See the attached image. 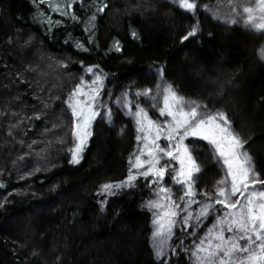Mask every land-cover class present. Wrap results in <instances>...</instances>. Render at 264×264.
<instances>
[{
  "label": "trees",
  "instance_id": "1",
  "mask_svg": "<svg viewBox=\"0 0 264 264\" xmlns=\"http://www.w3.org/2000/svg\"><path fill=\"white\" fill-rule=\"evenodd\" d=\"M68 3L72 15L50 7ZM263 47L264 32L169 0H0V264H190L152 249V177L98 191L124 179L137 155L136 125L113 103L72 163L70 94L88 66L113 100L155 88L162 67L180 95L227 113L264 177ZM187 144L201 165L195 188L213 192L224 169L205 141Z\"/></svg>",
  "mask_w": 264,
  "mask_h": 264
},
{
  "label": "snow or ice",
  "instance_id": "2",
  "mask_svg": "<svg viewBox=\"0 0 264 264\" xmlns=\"http://www.w3.org/2000/svg\"><path fill=\"white\" fill-rule=\"evenodd\" d=\"M177 2L182 9L193 14L198 8L197 0ZM228 2L231 5L232 0ZM257 4L261 11L259 18L253 15L256 11L253 7H243L242 12L244 19L252 22L254 28L264 30V22H259L264 20V0H257ZM50 7L58 12L63 11L65 15H72L66 11L72 7L71 3L66 4L64 9L60 4ZM106 7V4H101L99 11H104ZM203 7L205 10L210 8L207 4ZM216 18H221L218 11ZM198 30V23L192 25L181 40L194 37ZM132 35L136 36L137 33L133 31ZM114 47L119 49V41L114 42ZM257 55L264 60V48L258 49ZM94 67L98 68L88 66L86 70L95 76L92 83L101 81V84L85 89L81 78L82 83L73 89L68 101L73 118L72 133L77 141L75 151L71 153L74 163L81 159L80 153L92 135V121L99 113L97 99L100 96L99 87L103 86V77L99 72L93 71ZM163 72L162 67L157 69V75L163 76ZM136 95L146 98L149 106L145 107L139 100L134 103L128 99V92L117 97L116 102L126 108L128 115L135 119L136 140L142 141V147L134 158L129 156L128 175L122 180L100 185L98 191L112 194L114 189L131 187L138 176H151L152 183L160 184L167 175L184 189L183 195L177 199L185 203L178 204L167 186L158 188L161 198L147 201V207L160 208L163 212V215L156 214L153 221V247L158 259L164 255L165 242L171 237L172 228L176 224L175 217L181 210H188L183 223L189 224L192 218V211L189 209L192 204L199 203L197 223L206 218L215 205L222 206L223 214L217 215L212 227L200 237L198 243H194V249L190 250L197 264H264V177L256 169L254 156L245 148L248 141L234 130L227 113L219 110L211 114L202 112L201 109H205L206 105L186 99L167 81L162 85L158 84L155 92L151 88H145L138 90ZM104 107L107 118L111 120V108L107 105ZM149 109L158 110L159 116L153 118ZM187 137H200L207 141L216 163L224 169V175L216 182L215 190L204 191V199L200 201L195 199L198 195L195 182L201 165L194 149L185 143ZM162 138L165 141L163 144L160 142ZM161 199L165 203L162 204Z\"/></svg>",
  "mask_w": 264,
  "mask_h": 264
},
{
  "label": "rangeland",
  "instance_id": "3",
  "mask_svg": "<svg viewBox=\"0 0 264 264\" xmlns=\"http://www.w3.org/2000/svg\"><path fill=\"white\" fill-rule=\"evenodd\" d=\"M169 1H171V2L174 1V2H176L177 5H179L177 0H169ZM197 3H198L197 10L198 9L204 10L213 19H215L216 21L221 22L223 24H228V25L238 24L241 26L242 25H249V27L254 28L252 22H247L244 19V14L242 12L243 7H253L256 9V11L253 13V15L258 17V18L261 16V11H260L259 5L257 4V0H232L231 5L229 4L228 0H197ZM205 4L210 6V8L208 10H205V8L203 7V5H205ZM237 5H239V7H237ZM233 9H235V11H233ZM184 10L186 12L191 13V11H189V10H186V9H184ZM217 11H218L221 18H216V12ZM231 21H235V23H233ZM259 22H264V20H261ZM254 30L257 31L258 33L264 32V30H260L258 28H254ZM94 72H97V70H94ZM83 75L84 76H83V85L82 86L85 89L98 87L101 84V81H96V83H92V81L95 80V76L93 75V73L86 71ZM164 82H165V80L162 78V76H160L158 83L160 85H162ZM81 83H82V80H81L80 84ZM102 85H103L102 87H99L100 96L97 99V105L99 106V113L97 114L95 119L92 121L91 129H92V125L97 120L107 119L106 108L104 107V105H107L108 108H111V103H113L112 106L119 109L124 114L125 117L131 118V120L135 124V119L133 117H131L130 115H128L127 109L124 107H121L116 102L117 98L115 100L112 99V96H111L112 89L106 88V85H104V78L102 80ZM156 87L152 88L154 90V92L156 90ZM122 93H124V92H121L118 95V97H121ZM136 93H137V91H135V92L129 91L128 92V99L132 100L134 103L137 100H139V101L143 102L145 107H148L149 105H148L147 99L144 97H137ZM69 109H70V107H69ZM201 111L206 113V114H210V113L206 112L204 109H201ZM149 114L151 116H153V118H157L159 116L158 110H154V109H149ZM160 119H163V118L160 117ZM91 132H92V130H91ZM197 139L203 140L200 137H187L185 139V143L187 144V141H195ZM160 142H161V144L165 143L163 138L161 139ZM205 142L208 144L207 141H205ZM87 143H88V141H87ZM140 147H142V141H138V143H137V147H136L137 154H139L138 149ZM165 159H168V158L165 157ZM72 163L76 164L74 162H72ZM176 166L178 167V162H176ZM149 177H151V176H149ZM132 186H134V183ZM160 186L169 187L171 189V194H172L173 199H176V202L178 204L183 205L185 203V201L177 199L178 197L183 195L184 189L180 185L175 184L174 181L171 179V177H169L167 175L165 176L164 180L160 182V184H156V186L154 187V189L151 193L152 196H151L150 200H156V199L162 197V194L159 193V191H158V188ZM124 188H127V187H124ZM120 190L121 189H119V190L114 189L112 191V193L114 191H120ZM199 193L200 192H198V195L195 198L197 201L204 199L203 193H200V196H199ZM103 194L105 196L111 195L108 193H103ZM161 203L163 204V203H165V201H163L161 199ZM145 206L152 213L154 219L156 218V214L163 215V212L160 208H149V207H147V203ZM221 208H222V206L215 205L213 210L209 213V215L206 218H202L199 221V223H197L196 217L198 215L199 203L192 204L191 209H189L192 211V218L189 221V224H187V225H185L183 223V218L186 215V212L188 210H181L179 212V215L177 217H175L176 224L172 228V235L165 242L164 255L161 258H159V260H163L166 263H168V261L171 257L175 256L178 252H182V254H184L185 260H187L188 263L197 264L196 258L192 255L190 250L194 249V243H198L200 237H203L207 233L208 229L212 227V225L215 223L217 215L223 214L221 211ZM152 225H153V232H154L155 226H154V224H152ZM226 235H227V233H226ZM151 239H152L151 240L152 249L155 252V248L153 247V241H154L153 236H151Z\"/></svg>",
  "mask_w": 264,
  "mask_h": 264
}]
</instances>
